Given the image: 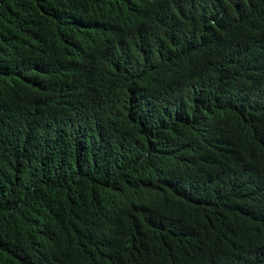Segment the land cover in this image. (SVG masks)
Returning <instances> with one entry per match:
<instances>
[{
    "label": "trees",
    "instance_id": "trees-1",
    "mask_svg": "<svg viewBox=\"0 0 264 264\" xmlns=\"http://www.w3.org/2000/svg\"><path fill=\"white\" fill-rule=\"evenodd\" d=\"M0 264H264V0H0Z\"/></svg>",
    "mask_w": 264,
    "mask_h": 264
}]
</instances>
